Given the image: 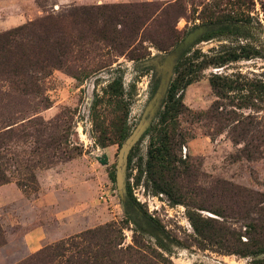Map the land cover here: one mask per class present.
Segmentation results:
<instances>
[{
  "label": "rangeland",
  "instance_id": "1",
  "mask_svg": "<svg viewBox=\"0 0 264 264\" xmlns=\"http://www.w3.org/2000/svg\"><path fill=\"white\" fill-rule=\"evenodd\" d=\"M176 1L0 0V33L67 6L150 2L162 10ZM181 1L189 16L210 0ZM260 3L261 0H246L242 8L249 10L264 30ZM160 10L153 18H158ZM199 25L197 14L178 19V43ZM150 37L159 41L166 39L167 33H159L156 24L140 32L134 47L146 52L143 60L128 57L132 48L119 54L100 44L91 48L88 59L96 58L104 65L112 64L110 67L79 80L55 71L44 81L41 96L0 104V176L8 180L0 185V264H20L34 254L26 251L22 237L35 227L43 226L64 240L108 224L114 225L113 236L119 248L125 253L127 248L141 253L147 264H250L249 258L226 254L196 239L186 217L188 208L172 206L166 196L152 192L145 173H141L148 138L133 150L126 171V184L129 174L139 207H122L115 179H110L124 142L119 141V133L124 125L131 133L139 123L154 93L152 86L161 78L157 67L171 50L159 52L144 39ZM253 44L260 50L259 57L209 67L183 91L184 111L178 117L176 133L178 156L189 168L182 179L190 197L186 204L219 210L223 206L218 198L223 183L252 190L264 200V101H254L261 107L258 112L237 111L241 127L235 131L229 121L221 125L199 115L217 100L209 85L210 74L241 82L264 80V31ZM223 45L229 46L230 40L201 42L192 52L220 55ZM118 76H122V95H111L107 87ZM244 94L229 93L218 101L219 111L230 113L242 103ZM8 125H12L10 134H6ZM263 204H253L244 219L227 217L224 223L232 231L243 233L244 224L262 219L259 209ZM201 216L215 218L209 211H201ZM59 241L46 242L41 249ZM133 253L121 259H138Z\"/></svg>",
  "mask_w": 264,
  "mask_h": 264
},
{
  "label": "trees",
  "instance_id": "2",
  "mask_svg": "<svg viewBox=\"0 0 264 264\" xmlns=\"http://www.w3.org/2000/svg\"><path fill=\"white\" fill-rule=\"evenodd\" d=\"M245 1L210 0L202 4L199 10H192L191 14H197V19L200 20L199 26L209 25L211 29L180 56L163 108L157 120L133 150L148 138L147 156L141 173H145L146 183L153 193L166 196L172 206L185 205L188 208L186 217L196 239L213 245L226 254L249 258L250 264H264V204L259 209L262 219L244 224L243 233L232 231L224 223L227 217L244 219L253 204L264 203L261 195L247 188L228 187L223 183L218 194L223 206L219 210H206L196 203L186 204L189 192L185 191L182 179L189 168L186 169L185 160L178 156L180 146L176 133L178 117L184 111L182 97L186 87L198 81L209 67L219 68L261 55L253 42L264 30L249 10H243ZM260 6L264 17V0H261ZM160 9L156 3L150 2L67 6L1 32L0 104L41 96L44 92V81L55 71H63L79 80L110 67L112 64L104 65V62L96 58L88 59L91 48L100 44L119 54H124L132 48L128 52L131 60L145 59L146 52H141L134 44L140 32L148 30L153 24H156L159 33H167V38L159 41L151 37L144 39L150 41L159 52L174 48L179 40L176 22L180 18L189 19L191 14L187 16L186 6L181 0ZM159 10L161 12L158 18H153ZM214 39L230 40V45H223L219 51L222 53L220 55L207 56L200 50L192 52L195 45ZM208 81L217 100L205 113L199 114L200 116L217 121L221 125H224V121H229L235 131L241 127L237 111L261 110L254 101H264V80L241 82L212 73ZM122 84V76H118L108 85V92L111 95H122ZM157 84L158 81L153 84L152 93ZM234 91L246 92L240 99L242 103L235 105L230 113L223 114L218 109V101L226 99L228 94ZM11 126H7L6 134H10ZM129 133V129L124 125L119 133V141H124ZM133 150L128 157L127 170L132 162ZM101 163L105 164V159H102ZM110 179L114 182L113 172L110 173ZM7 181L0 176V185ZM126 189L128 200L124 209L127 210L130 204L139 207L131 191L129 174ZM201 211H209L215 218H204ZM113 227L114 225L108 224L61 240L32 254L20 264H147L141 253L130 248H127L125 253L119 248L120 244L116 243L113 236ZM131 252L139 256L138 259H121L123 255Z\"/></svg>",
  "mask_w": 264,
  "mask_h": 264
},
{
  "label": "water",
  "instance_id": "3",
  "mask_svg": "<svg viewBox=\"0 0 264 264\" xmlns=\"http://www.w3.org/2000/svg\"><path fill=\"white\" fill-rule=\"evenodd\" d=\"M210 29L211 27L209 25H202L186 34L182 41L164 56L162 64L157 67L161 76L158 87L149 100L139 123L124 140L118 153L114 178L123 208L128 200L126 191V171L129 154L134 146L143 138L148 129L154 124L155 118L158 117L159 112L163 108V102L174 74V68L180 56Z\"/></svg>",
  "mask_w": 264,
  "mask_h": 264
},
{
  "label": "crops",
  "instance_id": "4",
  "mask_svg": "<svg viewBox=\"0 0 264 264\" xmlns=\"http://www.w3.org/2000/svg\"><path fill=\"white\" fill-rule=\"evenodd\" d=\"M61 239L62 237L57 238V236H53L43 226H38L27 231L22 237L24 248L30 254L40 250L46 244V242L51 243L53 241H59Z\"/></svg>",
  "mask_w": 264,
  "mask_h": 264
},
{
  "label": "flooded vegetation",
  "instance_id": "5",
  "mask_svg": "<svg viewBox=\"0 0 264 264\" xmlns=\"http://www.w3.org/2000/svg\"><path fill=\"white\" fill-rule=\"evenodd\" d=\"M158 84H159V82H158ZM158 84H157V86H156V89H157V87H158ZM156 89H155V91H156ZM155 91H154V92H155ZM153 94H154V93H153ZM152 96H153V95H152ZM152 96H151V97H152ZM150 99H151V98H150Z\"/></svg>",
  "mask_w": 264,
  "mask_h": 264
}]
</instances>
